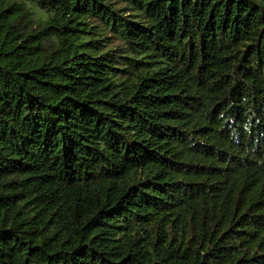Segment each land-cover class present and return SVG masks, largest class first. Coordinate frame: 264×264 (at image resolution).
I'll use <instances>...</instances> for the list:
<instances>
[{"label":"trees","instance_id":"1","mask_svg":"<svg viewBox=\"0 0 264 264\" xmlns=\"http://www.w3.org/2000/svg\"><path fill=\"white\" fill-rule=\"evenodd\" d=\"M0 264H264V0H0Z\"/></svg>","mask_w":264,"mask_h":264}]
</instances>
